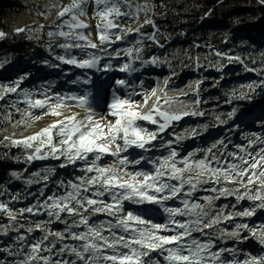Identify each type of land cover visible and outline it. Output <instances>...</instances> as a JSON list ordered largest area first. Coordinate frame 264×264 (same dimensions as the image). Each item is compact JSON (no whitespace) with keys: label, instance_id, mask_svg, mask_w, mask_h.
Returning a JSON list of instances; mask_svg holds the SVG:
<instances>
[{"label":"snow or ice","instance_id":"obj_1","mask_svg":"<svg viewBox=\"0 0 264 264\" xmlns=\"http://www.w3.org/2000/svg\"><path fill=\"white\" fill-rule=\"evenodd\" d=\"M260 2L264 4V0ZM89 3L97 21L95 28L99 44L92 41L90 25L82 19L87 16ZM53 7L59 9L56 16L60 23L55 24L56 31H49L47 35L53 42L62 38L63 42L57 46L66 55L55 59L63 64L109 72L113 70L111 62L100 67L103 56L99 53L111 56L108 47L117 41L135 33L159 43L155 33L147 35L141 31L144 25L155 28L152 19H144L143 24L135 29L122 27L120 23L124 19L138 22L140 13H147L152 7L147 0L144 4L133 0H71L68 5ZM22 31L24 29H17V32ZM5 35L0 32V39ZM141 42L142 39L137 40V43ZM73 49H79L87 58L78 59L71 55ZM88 49H96L97 52H88ZM120 51L130 59H140L141 49L138 47L118 50L115 55L119 56ZM216 55L222 54L217 52ZM228 59L243 63L238 56H229ZM157 62V57L145 61ZM118 70L137 71L132 63H124ZM261 70L246 67V71L258 74ZM26 78L21 76L10 85L0 84V100L13 93L23 97L8 105L20 113V119L14 121L13 114L7 113L5 121L14 122L19 127H30L31 123L46 116L53 117V120L37 132L21 139L6 136L5 141L13 147L31 149L25 158L29 163L49 158L63 159L64 163L59 166L65 168L81 162V174L75 180L57 182V187L63 189L62 194L54 192L42 201L37 198L36 203L25 208L13 210L9 203L0 202V214L9 220L7 225L0 224V235L17 233L13 237L14 244L0 248V253H6L13 259H0V264H264V251L257 255L245 252L241 260L237 258L240 249L218 247L219 242L229 237L239 243L254 238L264 248V224L252 227L248 223H235L231 232L218 227L225 221H234L235 217L250 218L258 210H264V147L249 151L256 144H264V137L253 133L255 139L249 140L246 146L235 145L238 152L227 151L228 144L218 140L209 148L198 149L204 155L193 159L195 153L181 157L171 148L173 143L183 139L182 134L172 133L175 138L160 145L168 150L167 155H132L130 150L149 153L156 148L153 142L158 138L162 140L160 134L166 133L174 121L204 113L164 110L163 105L174 102L165 89H160L161 96H156V89L150 93L146 90L137 92L125 79L115 81L111 99L106 101L104 110L100 107L99 93L94 95L89 88L61 94L52 92L49 86L39 93L42 98H33L35 91L21 89ZM69 83L90 85L93 81L85 74ZM164 83L167 85V80ZM247 87L255 91L253 84ZM256 87H264V80ZM138 95L143 99H134ZM150 96H156V102L148 111H140ZM234 98L248 97L242 94L239 97L233 95ZM21 103L26 107L20 108ZM234 114L235 109L229 113V118ZM143 122L155 125V130L144 126ZM196 134V128L188 133L189 136ZM106 158L111 159L105 162ZM145 164L151 167L145 168ZM53 172L54 169H44L33 173L27 183L43 182L46 188ZM12 175L20 178L17 173ZM205 184L213 186L199 187ZM228 185L235 187L229 188ZM201 190L218 195L194 198V194ZM40 196H44L43 189ZM228 196L235 197L236 204L231 206L234 209L245 199L256 203L243 211L227 214L224 208L228 205L213 211L214 201ZM19 198L15 195L11 199L16 201ZM170 200H178L181 206H168ZM128 205L136 207L129 209ZM153 208L162 210L163 222L149 215ZM26 213L33 217L45 214L48 219L29 221L26 226L20 223L21 219H28ZM99 216L105 219H95ZM57 222L64 225L63 229L49 227ZM21 229H25L26 234ZM245 231L248 234L242 235ZM34 232L42 235L33 238Z\"/></svg>","mask_w":264,"mask_h":264},{"label":"rangeland","instance_id":"obj_2","mask_svg":"<svg viewBox=\"0 0 264 264\" xmlns=\"http://www.w3.org/2000/svg\"><path fill=\"white\" fill-rule=\"evenodd\" d=\"M70 2L71 0H7V3L2 6L0 14V32L6 34L4 38L0 39V84L10 85L21 76H26L27 78L21 83V89L35 91L36 95L33 98H42L39 93L49 86H51L52 92L61 94L89 88L94 95L97 92L99 93L100 107L104 110V97H108V100H110L115 81L117 79H125L137 92L146 90L150 93L152 89H156V96H161L163 93H161L160 89H165L167 96L172 98L174 102L171 105H163L164 110L169 112L204 113V115L185 116L180 121H174L172 126L166 130V133L160 134L163 139L158 138L157 141L153 142L156 144V148L149 153H143L139 149L130 150L132 155H149L153 157L167 155L168 150L160 145L165 141L174 139L175 137L172 133L182 134L184 137L188 135L187 132H191L197 126L201 129V136L195 139L196 145L185 155H181V153L188 144H191L190 141L184 144H179L178 142L171 145V148H174L181 157L187 156L188 153L192 152L195 153L193 159H200L204 153L198 151V149L209 148L218 140H223L228 144L227 151L238 152L239 150L235 145L246 146L249 140L255 139L252 135L253 133L264 137V87H256L264 80V31L260 29L261 27L256 29L255 34L250 38L237 37L239 41L235 46L238 50L235 51L234 47H230L223 40L225 34L222 30L215 33V29L203 26L198 33L191 32L206 17L205 15L201 16L194 27L189 26L195 22L201 13V9L205 8L204 0H175L170 2L166 14L160 22L154 23L155 28L152 25L146 27L145 34L151 35L155 33L159 43L148 39L147 43H144L143 40L141 43H137V40L142 38L132 33L125 40L117 41L108 47V52L112 53L111 56H104L103 53H99L103 56L100 67L111 62L113 70L97 72L95 69H79L55 59L56 56L66 55L65 51L57 46L63 40L60 38L53 42L49 39L47 33L56 31L55 24L60 23V21L58 20L53 26L46 25L45 21H47L49 11L54 3L62 7ZM91 9L92 4L89 3L87 16L82 19L90 25L92 41L99 44L96 38V19L93 17ZM241 19H239L235 30H243ZM247 20L249 19H246V22ZM130 21L124 19L120 23L124 27V23H129ZM134 27L137 28L136 26ZM17 29H24V31L17 32ZM142 32L144 33V31ZM49 44L52 45L51 48H49ZM139 44L141 46L144 44L145 50L141 49L140 59L138 60L130 59L123 51H120L119 56L115 55L118 50L130 47L139 48ZM87 51L97 52L96 49H88ZM217 52L222 55L217 56ZM71 55L76 56L78 59L87 58L79 49H73ZM133 56H135V53H133ZM229 56H238L243 63L239 61L230 62ZM153 57L158 58L156 64L145 63V61H149ZM46 61L47 63H45ZM124 63H132V66L137 71L120 72L118 69ZM49 65L55 66L50 67ZM221 65L223 67H220ZM246 67L262 70L258 74L256 71H246ZM85 74L91 78L93 84L73 85L69 83V81L76 79L77 76L84 77ZM166 80L167 85L164 83ZM197 81L200 83L197 84ZM249 84H253L255 91H250L247 87ZM131 90L130 88L129 91ZM121 94H123V90H121ZM242 94H245L248 98L232 99L233 95L239 97ZM156 96H150L147 104L142 106L140 111H148L156 102ZM22 99V96L13 93L9 94L5 100H0V141L6 143L0 144V192H3V195H0V202L9 203V207L13 210L34 204L37 202V198L42 201L54 192L62 194L63 189L57 187V182L75 180V177L81 174L79 172L81 162H77L75 166L69 165L65 168L59 166L64 163L63 159L55 160L49 158L46 160H34L29 163L25 158L32 151L31 149L13 147L9 145L8 141H5L4 138L6 136L12 139H21L39 131L53 120V117L46 116L39 121L31 123L30 127H19L14 122L5 121L4 117L7 113L13 114L14 121L20 119V113L15 112L8 105L12 101ZM134 99L140 101L143 97L138 95ZM198 100L199 104H197ZM161 103L163 102L161 101ZM19 107L25 108L26 106L21 103ZM234 109L235 114L230 119L229 113L233 112ZM72 111H79V109H73ZM203 118L204 121H202ZM143 123L149 129L155 130L156 128L155 125ZM184 124L187 125L186 129H177ZM240 130H243V132L241 133ZM227 131H233L229 133V138L223 135ZM211 134L215 135L214 139H207L206 145L201 143L204 141V137H209ZM237 140L238 142L235 143ZM260 147H264V144H256L249 151L255 152ZM5 149L7 151H4ZM11 149L14 150L15 155H10ZM19 153L20 156L18 155ZM110 159L106 158L105 162H109ZM144 167L150 168L151 165L145 164ZM44 169H54V172L50 174V181L46 188L43 182L27 183L33 173L42 172ZM13 173L19 174L20 178L14 177ZM215 186L220 187L218 185ZM231 187H235V185ZM42 189L44 196H40ZM15 195H19L20 198L12 201L11 198ZM204 196H211V193L208 192L196 197ZM199 202L201 203V200ZM245 203L247 205V202ZM167 204L172 207L181 206L178 200H170ZM246 205L242 207L241 211L248 207ZM134 207L136 206L128 205L129 209ZM153 209L157 211L152 210L149 215L157 219L158 222H163L164 213L162 210ZM258 213L259 210L253 217L257 218ZM25 215L28 219H21L20 223L26 226L29 221L38 222L48 219L45 214L35 217L27 213ZM253 217L251 219L255 220ZM95 219H105V217L99 216L95 217ZM8 223L7 217L0 214V224L7 225ZM255 224L259 226L264 224V221H258ZM49 227L53 230H61L64 225L57 222L49 225ZM21 232L26 234L25 229H21ZM226 232H229V230ZM16 235L17 233L15 232H10L8 236L0 235V248L14 244L13 237ZM41 235L40 232H34L33 238H38ZM67 242L74 243L72 241ZM261 251L251 249L248 253L257 255ZM0 259L12 260L13 258L8 257L6 253H0Z\"/></svg>","mask_w":264,"mask_h":264},{"label":"trees","instance_id":"obj_3","mask_svg":"<svg viewBox=\"0 0 264 264\" xmlns=\"http://www.w3.org/2000/svg\"><path fill=\"white\" fill-rule=\"evenodd\" d=\"M230 1L233 0H204L205 8L201 9V13L195 22L189 26L194 27L198 23V20H200V17L205 15L206 17L191 32L198 33L203 26H209V29H215V33L222 30L225 34L223 40L237 51L238 49L235 46L239 41L237 37L250 38L259 27L264 31V4L260 0H234L229 4ZM6 3L7 0H0V14L2 6ZM236 18H242L243 30L241 31L235 30L239 21ZM246 19L249 20L246 22ZM249 48L247 49L249 50ZM4 151H7V149ZM10 155H15L13 149H11ZM18 155L20 156V153Z\"/></svg>","mask_w":264,"mask_h":264},{"label":"bare ground","instance_id":"obj_4","mask_svg":"<svg viewBox=\"0 0 264 264\" xmlns=\"http://www.w3.org/2000/svg\"><path fill=\"white\" fill-rule=\"evenodd\" d=\"M106 101H108V97H104V102L106 103ZM202 121H204V118L202 119ZM248 122H249V120H248ZM186 127H187V125L184 124L183 126L177 128V129H180V128L186 129ZM259 128H262V127H259ZM196 129H197V134L195 136L186 135V136L183 137V139H181L179 141V144H184L185 142H189V141L191 142V144H188L186 146V148H184V150L181 153V155H185L191 148H193L196 145V143H195L196 140L195 139L197 137L201 136L200 135L201 129L199 128V126H197ZM240 131H241V133L243 132V130H240ZM232 132L233 131H230V132L227 131L223 135L226 136V138L227 137L229 138V136H230L229 133H232ZM187 134H188V132H187ZM214 138H215V135L211 134V135H209V137L208 136L204 137V141H202L201 143L205 144V143H207V139H214ZM237 142H238V140L235 143H237ZM218 186H221V185H218ZM231 186L232 185H228V187L233 188ZM199 187H201V189H206V188L211 187V184H205V185H201ZM205 193H208V192L207 191H203V190L198 191V192H196L194 194V198L198 199V197H196V196H198V195L202 196ZM210 193H211V196L218 195V193H212V192H210ZM245 202H247V205H246ZM201 203H203L202 200H201ZM233 203L236 204L235 197H233V196L220 197V199L214 201L215 208L213 209V211H218L224 205H228L227 208H224V212H225V214H227V213L233 212V211H241L243 206L246 205V206L250 207V206L254 205L256 202L255 201H249V200L248 201L243 200V201L240 202V204L235 209L231 207V205H233ZM149 207H151V206H149ZM153 210H155V209H153ZM155 211H157V210H155ZM251 218L252 217H250V218L249 217H243V218L235 217L234 221H225L221 225H219L218 227L224 228L225 231L229 230V232H231L233 230L235 223H248L252 227H258V225H256L255 222L264 221V210H259L257 218L253 217V218H255V220H252ZM206 231H211V230H206ZM247 234L248 233L246 231L244 233H242V235H247ZM218 247H228V248H238V249H240L241 251L238 253L237 258L241 259V260L244 258L243 253H245V252L248 253L251 249H257V250L264 251V248H262V246L259 244V242L256 239H254V238H250L247 241L239 243V242L234 241L233 239H231L229 237H225L222 242L218 243ZM229 258H231V257H229Z\"/></svg>","mask_w":264,"mask_h":264},{"label":"built area","instance_id":"obj_5","mask_svg":"<svg viewBox=\"0 0 264 264\" xmlns=\"http://www.w3.org/2000/svg\"><path fill=\"white\" fill-rule=\"evenodd\" d=\"M45 1V0H43ZM134 3H139V4H144L146 2V0H133ZM175 1V0H147V3L149 5H151V9L150 11H148L147 13L141 12L140 16H139V21L138 22H132L130 21L129 23H124V27L125 28H135L134 26H136L137 28L140 27L141 24H143L144 19L146 18H150L153 20V22H160V20L164 17V15L166 14L167 11V7L170 4V2ZM233 1H230V4ZM54 5H59L57 3H54ZM59 9L58 8H54L52 7V9L49 11L48 14V18L46 19L47 21H45L46 25H52L54 24V22L57 21V16L56 13ZM92 12V11H91ZM149 15V17H148ZM97 23V21H96ZM149 25H144V27L141 29L142 31H144V33L146 32V27ZM144 43H147V39H143ZM139 48L142 50H145V46L144 44H139Z\"/></svg>","mask_w":264,"mask_h":264}]
</instances>
